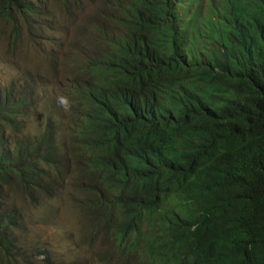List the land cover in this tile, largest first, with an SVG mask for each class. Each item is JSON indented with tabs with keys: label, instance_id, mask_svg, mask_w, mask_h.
<instances>
[{
	"label": "trees",
	"instance_id": "trees-1",
	"mask_svg": "<svg viewBox=\"0 0 264 264\" xmlns=\"http://www.w3.org/2000/svg\"><path fill=\"white\" fill-rule=\"evenodd\" d=\"M28 7L0 0V18ZM203 7L121 3L125 31L65 78L63 131L11 142L30 102L0 88L5 250L11 192L37 204L75 162L81 205L130 263L264 264V0H212L206 26Z\"/></svg>",
	"mask_w": 264,
	"mask_h": 264
},
{
	"label": "rangeland",
	"instance_id": "rangeland-1",
	"mask_svg": "<svg viewBox=\"0 0 264 264\" xmlns=\"http://www.w3.org/2000/svg\"><path fill=\"white\" fill-rule=\"evenodd\" d=\"M25 1L28 13L18 14L11 23L0 19V88L11 90L17 100L25 94L30 102L29 110H21L15 121L26 120V125H9L11 142L36 138L44 131L50 118L47 110L52 112L50 104L43 106L46 101L58 105L53 119L62 129L66 126L65 107L58 97L67 62L100 50L98 28L111 30L110 35L121 31L105 21L111 15L108 0ZM82 38L96 46L84 49ZM27 87L40 100L38 105L31 106ZM8 205L23 219L8 233L15 245L10 255H4L0 244V264H106L100 259L107 252L103 237L97 238L98 229L77 210L69 193L36 206L14 191Z\"/></svg>",
	"mask_w": 264,
	"mask_h": 264
},
{
	"label": "clouds",
	"instance_id": "clouds-1",
	"mask_svg": "<svg viewBox=\"0 0 264 264\" xmlns=\"http://www.w3.org/2000/svg\"><path fill=\"white\" fill-rule=\"evenodd\" d=\"M124 1L125 0H108V3H109V7L108 8L111 11V15L107 16L105 18V21L107 23L117 25L121 29V31L117 35H110L108 32H110L111 30L107 29V32H106L103 29L98 28L97 31L99 32V34H98L97 41L99 43L100 50L98 52H93L92 54H90L88 56H86V54L80 55V58L78 60H75V61L69 60L67 62V64H66V67H67V70H68L67 74H66V77H67V75L69 73H71L73 70H75L76 67L78 66V64L82 60H84L85 58H88V57L100 58V57H102L100 55V53L102 52V50H105L107 42L110 39H112V38L118 37L119 35H121L125 31V26L122 24V22L119 19L120 18V4L123 3ZM211 1L212 0H203V3H204L203 15H204V17H206V20H205L206 23L203 26H206L208 24L209 20H210L209 5H210ZM218 1H220V0H218ZM28 12H29V7H28V9L25 12H22L20 10H16V16L18 14H23V13H28ZM16 16H15V18H16ZM0 19H2V18H0ZM2 20L6 21L4 19H2ZM11 22H13V20ZM11 22H9V23H11ZM197 32H198V28L196 29L195 32H193V30H192L191 31V35L192 36L194 34L197 35ZM82 45L84 46V49H85L86 46H88V47H95L96 46V44H91V45L87 44L83 40V38H82ZM210 46H212V44H210ZM64 81H65V79L63 80L62 89H63ZM27 88H28L29 95L31 97V106H33L34 104L38 105L40 103V100L38 98H36V100H35L34 93H31L30 87H27ZM23 95H25V94H23ZM61 95L62 96L58 97V103L60 104V106L65 107V113H66L67 112V106H68L69 102H68L67 98L63 96L62 90H61ZM46 103L50 104V106L52 108V112H51V110H47L48 111V115L50 116L49 121L50 120L54 121L56 123V125L61 129V131L66 129V126H64L63 129H62L58 125L56 120L53 119V116H55L56 111H59L58 105L55 102L46 101L45 103H43V106ZM29 108L30 107H28L27 109L29 110ZM65 119L67 120L66 114H65ZM49 121H48V123H49ZM19 123L21 125H26V120L25 121H19ZM48 123H47V125H48ZM67 123H66V125H67ZM47 125H46V127H47ZM76 169H77V163L69 162L67 164V166L65 167L66 171L63 172L62 177L53 186V188H54L53 191L49 195H46L45 199H43L42 201L38 202L37 204H33V205L40 206V205H42L44 203V201H49V200H52V199L55 200L56 198L60 197L62 194L69 193V195L72 197V199L74 201V205L77 208V210L80 213H82V215H84V217L88 220V223L93 224L94 227L96 229H98L97 238L103 237V244L106 245L107 252H106V254L104 256L100 257L101 261L106 263V264H113L117 260V261L120 262V264H132V263H130L131 259H130V257L128 255L122 256L120 254V252L118 251V249H120V248H117L115 243L119 242V241L110 239V235L111 234L106 232L104 226H97V225H95L93 223V220L95 218L99 217V214L94 212V211L88 212L81 205L82 202H88L87 199H90V197L89 196H84L82 193L79 192V189H80L82 184L78 180L81 179V176H80L79 173H77ZM51 171H52V174L54 175V171L52 169H51ZM14 191H18V190L14 189L11 192V195H12V193ZM8 207L10 209H12L11 205H8ZM86 214H88L91 217V219H88ZM18 219H23L22 215L18 214ZM14 247H15V245L12 242L11 246L7 250H5L4 255H10L11 251L14 250Z\"/></svg>",
	"mask_w": 264,
	"mask_h": 264
}]
</instances>
